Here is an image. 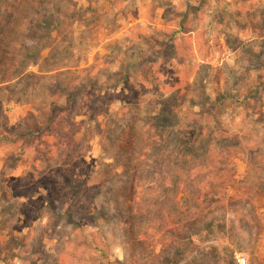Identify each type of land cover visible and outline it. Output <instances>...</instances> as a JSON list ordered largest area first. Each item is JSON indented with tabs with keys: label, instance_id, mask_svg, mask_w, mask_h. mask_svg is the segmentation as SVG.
I'll return each mask as SVG.
<instances>
[{
	"label": "rangeland",
	"instance_id": "rangeland-1",
	"mask_svg": "<svg viewBox=\"0 0 264 264\" xmlns=\"http://www.w3.org/2000/svg\"><path fill=\"white\" fill-rule=\"evenodd\" d=\"M238 257L264 264V0H0V264Z\"/></svg>",
	"mask_w": 264,
	"mask_h": 264
},
{
	"label": "trees",
	"instance_id": "trees-1",
	"mask_svg": "<svg viewBox=\"0 0 264 264\" xmlns=\"http://www.w3.org/2000/svg\"><path fill=\"white\" fill-rule=\"evenodd\" d=\"M132 142V152L134 155H136V159L140 162L142 161L143 158H145V156H147V154H145L147 151H149V144H150V140L149 139H145L142 138L141 142H140V138H138V136L134 135L131 139ZM153 145H155V143L151 144L150 146L152 147ZM152 149V148H151Z\"/></svg>",
	"mask_w": 264,
	"mask_h": 264
},
{
	"label": "built area",
	"instance_id": "built-area-1",
	"mask_svg": "<svg viewBox=\"0 0 264 264\" xmlns=\"http://www.w3.org/2000/svg\"><path fill=\"white\" fill-rule=\"evenodd\" d=\"M238 262H239L240 264H245L246 260H245V258H240V257H238Z\"/></svg>",
	"mask_w": 264,
	"mask_h": 264
}]
</instances>
